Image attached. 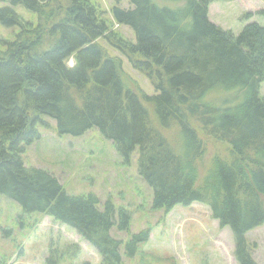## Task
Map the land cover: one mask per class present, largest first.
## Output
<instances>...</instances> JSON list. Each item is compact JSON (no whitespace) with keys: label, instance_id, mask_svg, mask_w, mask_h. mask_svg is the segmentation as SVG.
<instances>
[{"label":"trees","instance_id":"16d2710c","mask_svg":"<svg viewBox=\"0 0 264 264\" xmlns=\"http://www.w3.org/2000/svg\"><path fill=\"white\" fill-rule=\"evenodd\" d=\"M7 1L37 19L0 7V21L19 27L0 51V194L76 230L101 264H124L152 229L127 241L113 237L114 226L129 231L125 209L117 219L110 200L101 207L93 193L69 194L54 174L22 158L24 145L41 138L38 126L49 125L45 116L56 120L60 135L98 128L126 163L139 149L153 208L205 204L220 226L232 229L238 264H259L247 233L264 224V24L249 21L236 35L209 19L214 0H130L128 8L111 7V21L95 0ZM114 23L129 26L134 40ZM124 58L147 77L153 94L129 75ZM219 92L239 98L222 101ZM175 126L176 140L164 131ZM202 132L227 142L230 153L215 154L200 179Z\"/></svg>","mask_w":264,"mask_h":264},{"label":"rangeland","instance_id":"374dc122","mask_svg":"<svg viewBox=\"0 0 264 264\" xmlns=\"http://www.w3.org/2000/svg\"><path fill=\"white\" fill-rule=\"evenodd\" d=\"M107 11L111 21L112 6L128 8L130 0H95ZM12 6L25 19L36 20L35 13L24 5H13L0 0L1 6ZM264 0H214L209 7V19L224 29L238 35L249 23L264 24ZM252 14L250 20L247 15ZM114 29L134 40V31L127 25L114 23ZM18 26H7L0 21V51L15 40ZM110 53L120 55L106 45ZM74 65V59H69ZM124 68L137 79L148 94L154 88L147 77L133 69L124 58ZM264 95V82L261 85ZM216 93L210 95L215 98ZM222 101L239 98L237 92H219ZM151 112V110H150ZM152 114V113H151ZM49 125L38 126L41 138L26 146L22 158L27 167L48 170L72 195L98 196L100 206L110 200L115 207L116 218L123 208L131 216L129 231H120L117 226L111 235L127 241L130 235L151 228L149 240L138 247L133 257L124 256V264H238L235 258V241L229 226H220L205 204H178L171 211L153 208L152 186L139 174L137 148L126 163L114 143L98 128L83 135H60L56 120L45 116ZM166 134L177 139V128H166ZM201 140L206 153L200 161L199 178L202 179L211 166L212 157L219 154L227 157L230 146L212 135L202 132ZM247 238L252 255L259 264H264V224L250 230ZM79 245L80 251L75 248ZM122 252H125L123 246ZM51 255L57 256L59 264H82L89 261L101 264L98 251L71 227L55 221L40 212H25L12 198L0 194V264H46Z\"/></svg>","mask_w":264,"mask_h":264}]
</instances>
